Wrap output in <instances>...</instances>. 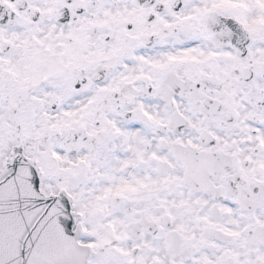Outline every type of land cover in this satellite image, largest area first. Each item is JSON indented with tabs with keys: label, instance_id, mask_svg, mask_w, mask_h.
Here are the masks:
<instances>
[{
	"label": "snow or ice",
	"instance_id": "1",
	"mask_svg": "<svg viewBox=\"0 0 264 264\" xmlns=\"http://www.w3.org/2000/svg\"><path fill=\"white\" fill-rule=\"evenodd\" d=\"M0 264H264V0H0Z\"/></svg>",
	"mask_w": 264,
	"mask_h": 264
}]
</instances>
